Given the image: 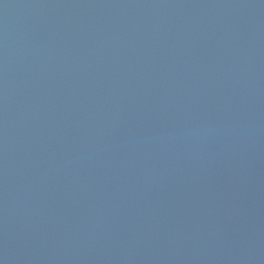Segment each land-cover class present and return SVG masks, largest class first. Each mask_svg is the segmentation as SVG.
<instances>
[{
	"label": "water",
	"instance_id": "95a60500",
	"mask_svg": "<svg viewBox=\"0 0 264 264\" xmlns=\"http://www.w3.org/2000/svg\"><path fill=\"white\" fill-rule=\"evenodd\" d=\"M0 264H264V0H0Z\"/></svg>",
	"mask_w": 264,
	"mask_h": 264
}]
</instances>
